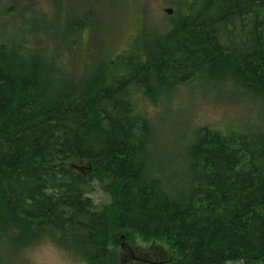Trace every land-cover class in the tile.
<instances>
[{"label":"trees","instance_id":"trees-1","mask_svg":"<svg viewBox=\"0 0 264 264\" xmlns=\"http://www.w3.org/2000/svg\"><path fill=\"white\" fill-rule=\"evenodd\" d=\"M176 9L145 49L132 45L86 82L0 46V251L48 237L87 264H121L113 244L128 233L162 245L170 264L264 262L259 114L256 130L229 119L175 136L172 159L138 100L233 86L264 103V0ZM95 183L107 197L98 204Z\"/></svg>","mask_w":264,"mask_h":264},{"label":"rangeland","instance_id":"rangeland-1","mask_svg":"<svg viewBox=\"0 0 264 264\" xmlns=\"http://www.w3.org/2000/svg\"><path fill=\"white\" fill-rule=\"evenodd\" d=\"M177 2L180 4V0ZM178 4L175 6L173 0H0V46L44 59L59 78L86 82L102 63L132 45L134 54L145 49L156 29L169 27L178 13ZM79 20L85 21V29L75 32L71 24ZM160 88L154 89L161 92ZM163 88L162 92L166 91L167 85ZM185 88L169 95L158 94L159 97L137 94L153 133L169 158L179 155L170 154L175 136L179 142L188 132L224 125L229 119L231 125L241 126L236 120L247 123L241 126L246 131L256 130L261 124L255 118L257 114L264 121V103L242 95L233 86L203 92ZM180 167L185 166L181 163ZM95 184L97 191L91 198L96 204L106 201L101 187ZM127 235L118 234L113 244L123 256L121 261L125 259L121 264H146L152 259L158 261L160 256L165 258L162 264H170L171 255L162 245L142 244ZM19 248H1L0 264H87L48 237L22 241Z\"/></svg>","mask_w":264,"mask_h":264},{"label":"flooded vegetation","instance_id":"flooded-vegetation-1","mask_svg":"<svg viewBox=\"0 0 264 264\" xmlns=\"http://www.w3.org/2000/svg\"><path fill=\"white\" fill-rule=\"evenodd\" d=\"M156 259V258H155ZM157 259H158V261H156V260H154V259H152V260H149V261H147V263L146 264H162V263H164L165 262V258L164 257H157Z\"/></svg>","mask_w":264,"mask_h":264},{"label":"water","instance_id":"water-1","mask_svg":"<svg viewBox=\"0 0 264 264\" xmlns=\"http://www.w3.org/2000/svg\"><path fill=\"white\" fill-rule=\"evenodd\" d=\"M166 12L169 13V14H171L172 11L171 10H167Z\"/></svg>","mask_w":264,"mask_h":264}]
</instances>
